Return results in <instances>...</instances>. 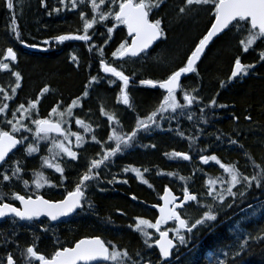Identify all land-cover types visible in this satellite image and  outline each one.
I'll use <instances>...</instances> for the list:
<instances>
[{
    "label": "trees",
    "instance_id": "obj_1",
    "mask_svg": "<svg viewBox=\"0 0 264 264\" xmlns=\"http://www.w3.org/2000/svg\"><path fill=\"white\" fill-rule=\"evenodd\" d=\"M70 2L65 0V4L69 5L66 8L60 0H44V4L41 0H12L13 9H9L7 1L0 0V60H3L8 47L13 48L17 60L9 62L10 68L22 77L10 110L20 104L28 105L29 101H36L41 96L37 106L40 112L38 118L44 119L49 110L58 105H69L86 90L90 92L85 102L88 112L96 114L101 107L108 110L109 103L114 109L123 110L124 105L117 100L121 84L100 69L103 58L133 79L129 88L131 107L125 109L126 115L132 116L126 118L127 123L123 122L134 129L137 120L155 111L165 95L160 89L138 84V81L150 79L160 82L183 67L213 21L208 8L192 9L196 17L190 20L187 16L189 12H179L185 0L163 1L159 8L151 11L150 19L162 21L165 39L147 57L143 55L135 60L120 61L113 59L111 54L120 43L130 41V38L125 27H118L108 40L107 28L112 27L110 20L90 29L92 39L88 42L56 43L55 38L59 35L83 34L81 11L86 18L92 16L90 0L78 4L76 9L70 8ZM54 8H58L59 12L53 11ZM13 20L20 33L19 39L12 31ZM246 36L245 30L232 27L213 41L195 72L181 84L179 97L183 99L187 92L197 98L196 102L174 116H165L159 128L137 134L139 140L134 141V147L116 158L113 163L116 170L110 172L112 175L107 178L101 176L105 184L91 188L90 201H85L84 207L75 215L56 224L46 218L24 222L14 216L0 221V264H6L9 254L16 264H28V246L50 257L57 248L72 247L81 238L93 236L101 237L120 251L127 250V264H219L221 260L224 264H232L233 261L235 264H264V189L256 188L253 182V187L246 190L244 197L227 196L224 203L213 200L207 195L209 186L206 181L217 177L225 180L227 174L214 162L205 165L199 161L201 155L215 154L226 164H236L249 177L258 171L254 164L264 167V61L259 58L260 52L264 51V39L244 52L240 41ZM47 40L52 43L44 51L26 48L43 46ZM105 40L108 42L105 43ZM100 49H103V55ZM237 57L244 65L254 67L248 70L247 75H241V79L229 80ZM128 61H132L131 64H127ZM123 64L126 66L123 67ZM94 76L97 81L90 83ZM14 81L15 77L10 72L0 70V87L12 86ZM45 87L47 92H43ZM98 93L109 99L98 103L95 99ZM1 99L0 93V105ZM213 99L215 105H211ZM101 121V129L107 131L102 116ZM232 140L237 143L232 144ZM28 143L20 145L9 156L8 163L0 166V173L7 171L11 175L14 162L19 161L23 169L21 180L29 182L33 173L42 170L40 160L45 154L36 152L28 155L24 151ZM174 151L187 153L191 159L185 161L173 157L171 153ZM82 161L70 166L65 164L63 178L58 174L45 173L47 181L54 187L42 191L21 188L23 183L15 182V177L4 182L0 176V202L18 206L13 193L61 200L67 192L74 190L84 174ZM137 167L144 171L147 169V183L138 180L135 175L123 176L121 173L125 168ZM185 187L197 194L198 202L180 212L194 220L202 215L204 205L212 204L217 220L194 229L192 233L182 230L186 243L181 245L176 239L173 261L168 263L160 258L154 245L148 247L144 236L134 230L136 218L152 222L156 216L152 206L161 203L165 188L183 197ZM238 189L245 191L240 185L235 192ZM229 204L232 206L229 207ZM245 240L248 244L244 252L236 256L239 245ZM32 264L38 262L33 260Z\"/></svg>",
    "mask_w": 264,
    "mask_h": 264
},
{
    "label": "snow or ice",
    "instance_id": "obj_2",
    "mask_svg": "<svg viewBox=\"0 0 264 264\" xmlns=\"http://www.w3.org/2000/svg\"><path fill=\"white\" fill-rule=\"evenodd\" d=\"M85 2L86 0H71L70 8L76 9L78 4H83ZM160 2L161 0H155V2L154 0H90L92 11L91 18H86L85 13L83 11L80 12V18L83 21V34L59 35L55 39L61 43L67 40L88 42L92 39L89 30L94 29V26L97 24L110 20L112 22V27L107 28L108 40L111 39L114 29L119 25L126 27L128 37L130 38V42L125 40L120 43L111 55L120 60L126 57H137L148 50L153 42L157 41L163 35V29L161 28L162 21L160 19H150V12L153 8H158ZM41 3L44 4V0H41ZM60 4L64 5L66 8L69 7L68 4H65V0H60ZM102 6H105L106 10H104ZM194 6H207L211 10L213 21L207 33L199 40V43L188 57L186 65L172 72L171 75L163 81L155 82L150 79L140 81L141 84L149 85L153 88L157 87L158 83L159 88L166 91L167 94L163 96L159 107L146 118L138 119L136 127L130 134L121 135L113 129L108 136V140L114 142L115 146L104 151L102 159H93L91 161L88 171L81 176L74 190L67 192V195L63 199L51 201L45 199L42 195H36L35 198H33L31 195L26 197L25 195L13 193V198L20 202L21 207H16L12 203L0 202V218L11 215L18 218L20 221H33L43 216L47 217L50 221H58L63 217H68L75 213L78 209H82L85 202L86 182L93 180L99 175L98 172H95L96 169H99L110 157H114L117 153L131 147L135 137L141 129L147 131L151 125L159 126L157 118L164 119L163 114L165 112L171 111L172 113H176L177 110L182 111L186 105L191 106L196 102L197 98L187 92L183 95V101L186 102V104L178 101L177 94L178 89L181 88V76L195 72L196 69L194 65L201 58L202 53L213 37L223 34L226 30H231L232 27L243 29L247 32L245 39L240 41L243 45L244 52L249 51V48L254 45L257 40L264 39V0H185L184 6L180 7L179 12L185 13L186 10ZM7 7L13 9L12 0H8ZM53 11L59 12V9L54 8ZM49 15H51V13H49ZM12 31L16 39H19L20 33L17 30L15 20H13ZM108 40H105V43H107ZM45 43L48 42L45 41ZM30 47L36 46L31 45ZM100 52L101 55H103V49H100ZM259 58L264 61V51L260 52ZM75 59L76 58L73 57L74 61ZM16 60L17 54L11 47L6 49L3 60H0V70L8 71L15 77V87L11 88L13 95L16 93L17 88L20 87V81L22 79L18 71H13L10 68L9 62H15ZM253 67L254 65L242 64L240 58L237 57L229 80L241 74L247 75L248 70ZM100 69L105 74H110L111 77L122 82L123 86L120 88V95L117 97V100L131 107L130 98L126 91L129 85V76L126 75L124 71L118 70L117 67L107 63L103 58L100 60ZM96 81L97 77L94 76L91 78L90 83ZM47 91L48 88L45 87L43 92ZM0 93H3L5 100H11L13 98V96H10L2 87H0ZM83 95L85 97L88 95L87 90ZM38 102L39 98H37L36 101H29L27 107H25L24 104H20L19 107L12 112L13 119H8L6 121V124L11 126L10 131L0 128V165L8 163V159L6 158L10 159L9 153H12L13 149H16L18 145H24L25 142L28 141L29 137L23 135V133L32 132L34 138L33 142L28 143L24 151L28 155H32L39 151L38 141L51 139L52 147L48 149L51 155L42 157L41 159L44 166L54 169L55 172L60 173L63 178L64 168L60 163L55 162L56 158L67 156L71 160H76L77 152L73 151L69 146L71 144L70 137H75L77 148L82 145L84 137L76 132H69L62 127V125L66 123V121L63 120L64 113H58L56 107L52 108L49 116L57 114L60 119L34 118L31 120V123L35 125V130L33 132V129L22 121L31 116L32 110L36 109ZM215 104L216 101L213 99L211 105ZM77 106L78 101L73 100L71 105L67 108L68 114H71L72 109ZM220 107H224V105H220ZM8 109V103H3L0 105V114H4ZM17 112H20L21 119H16ZM201 112H203V109H201ZM101 113L106 114L103 108H101ZM188 118L189 120L192 119L191 116ZM107 119L111 122L115 117L113 115H107ZM246 119H250V117H246ZM14 120L15 122H13ZM75 123L82 127L85 132H92L91 126L84 121L76 119ZM117 123L119 122L117 121ZM17 133L20 134L19 138L17 137ZM50 133H56L57 136L63 137V140H59L56 137L50 138ZM92 140L96 141V143H100V141L96 140L95 135L92 136ZM231 143L236 144L237 141L232 140ZM153 147H155V145H153ZM171 155L173 157L182 158L185 161L191 159L189 154L183 152L174 151ZM200 161L205 165L214 162L229 177L227 180L217 177L216 179H209L206 181L209 186L207 195L212 197L213 200L218 199L221 203H224L225 193L227 196L233 198L237 195L244 197L246 195V190L253 187V182L256 188L264 189V167H261L259 164H254V167L258 169V171L255 175L249 177L248 175H244L236 164H226L215 154L201 155ZM14 164L15 166L12 167L11 175L7 174V171L0 173L4 182L10 181L13 177L22 179L21 173L23 169L20 166V162L15 161ZM129 170L135 172L138 177L141 175L139 169H124L125 172ZM145 171H147V169H145ZM35 175L36 179L33 180V183L36 189H40L44 187L45 183H49L43 176V173L37 172ZM181 179L183 180L184 177H181ZM218 181L226 183L228 186L216 193L215 185ZM111 182L112 181H109V183ZM124 182L127 183V181ZM144 182L147 183V181ZM23 183L27 186L29 182L28 180H23ZM238 185L242 186L245 191H240L238 189L237 192H234L233 189ZM50 186L54 187V185ZM149 186L151 187V185ZM132 198L136 199L135 197ZM161 198L164 204L159 207V218L153 223L148 219L138 217L136 218L134 230L145 237L144 243L148 247L151 248L154 245L158 248L160 258L167 260V258L171 256L172 250L176 247L174 240L169 236L170 231L175 232L179 243L183 245L186 243V235L181 233V229L184 230V233H192L194 229H198L200 226L208 225L210 222L216 221L217 214L214 212L212 204H206L204 205L205 210L202 212V215L194 220L183 215L179 209L184 208L190 202H198L197 194L191 193L187 187L183 189V199L179 203H177L178 198L172 194L168 188H165L164 195ZM228 206L231 207L232 205L229 204ZM153 207L156 206L154 205ZM249 207H251V205H249ZM169 221H173L175 227L169 230H161V225L167 224ZM148 229H154L159 234V238L155 239L153 243H149L152 237L149 231H147ZM246 244H248L247 240L239 245V251L236 252V256H240L241 253L244 252ZM128 255L127 250L120 251L115 245H112L110 242H105L99 236L80 239L72 247L57 248L50 257L38 253L33 246H28L26 249L28 264H32L33 260L38 262V264H93V262L127 264ZM6 264H16L11 254L7 256ZM219 264H224V261H219ZM232 264H235V261H233Z\"/></svg>",
    "mask_w": 264,
    "mask_h": 264
},
{
    "label": "rangeland",
    "instance_id": "obj_3",
    "mask_svg": "<svg viewBox=\"0 0 264 264\" xmlns=\"http://www.w3.org/2000/svg\"><path fill=\"white\" fill-rule=\"evenodd\" d=\"M6 1L8 3V0H6ZM163 1H166V0H161L160 5L163 3ZM154 2H155V0H154ZM182 6H184V4ZM102 8L104 10H106V7L105 6H102ZM197 8H202L203 9V8H208V7L207 6H194V7L190 8V9L186 10V12L183 13V14H186L187 12H189L190 15H187V16L190 18V20L195 19L196 15L194 14V12H193L192 9L196 10ZM156 9L157 8H153L152 11L153 10H156ZM150 14H151V12H150ZM91 15H92V13H91ZM118 27H124V26L123 25H119L116 28H118ZM163 39H165V33L164 32H163ZM47 42L48 43H45V41H44L42 47H44V48H50L52 41L51 40H47ZM252 46H254V45H252ZM147 56H148V54L146 55V57ZM113 59H116V58L113 57ZM117 60H119V59H117ZM131 62L132 61H128L127 64H131ZM122 66L124 67V66H126V64H123ZM119 82H120L121 87H122L123 86L122 85V82L121 81H119ZM132 84H133V79L130 78L129 79L128 88L126 89V91L128 92V95L130 93L129 88L132 86ZM6 86H8V83L6 84ZM12 87H15V81L13 82V85L12 86L9 85L8 87H5L4 88V90L6 92H8V94L10 96H13V98L11 100H5L4 99V96H3V93H1L2 94V99H1L2 100V104L3 103H8L9 107L11 105V101L15 98L14 97L15 94L13 95L12 92H11V88ZM188 94H190V93H188ZM38 98H39V101H41L42 97L39 96ZM84 98H85V96L82 95V97L80 96V98L77 99L78 106L72 109L71 114H68V112H67V108H68L69 105H71V103L69 105H66V106H60V105L56 106L58 113H60V112H63L64 113L63 120L66 121V123H64L62 125L63 128L66 129V130H68L69 132H76V133L80 134L82 137H84V141H83L82 145L79 148L76 147V139H75V137L74 136H71L70 137L71 144L69 146L72 148L73 151H76L77 152V159L76 160H71L67 156L57 157L56 158V161L55 162L60 163L61 166L64 168V170L66 169L65 167L68 164H69L68 166H70L72 164L74 165V164H77L79 161L81 162L82 160H83L82 161V164H85V162H90L91 163V161L93 159H97V160L102 159V156H103L104 151H106L107 149L115 146L114 145V142L108 140V136L113 131V129H115L121 135L130 134L132 132V130H133L132 127L130 128L129 126L128 127L125 126L126 123H124L123 120L124 121H127L126 118H120L118 116V114L114 113V108H113V105L112 104L110 105V103H109L107 105V107L109 109L108 110H105V113L106 114H102L101 113V108H102L101 107L100 110L98 111L99 113L95 116V113L88 112L89 110H86L84 108V101H83ZM95 99H96V101L98 103H100V102L104 101L105 99H109V98L108 97L106 98L103 94L98 93L96 95V98ZM177 99H178V97H177ZM178 101L181 102V103H185L186 104V102H184L183 99H178ZM119 103L122 106L124 105L122 102H119ZM37 106H38V104H37ZM125 106H127V105H124V107H123L124 112H125V109H127ZM18 107L19 106H16L13 110H10V108H11L10 107L8 110H6V112L4 114H0V128H2V129L3 128H7L8 131H10L11 126L10 125H7L6 124V121L8 119H13L12 112H14ZM25 107H27V105H25ZM186 108H187V105H186V107L183 110H185ZM77 110L80 113L77 112ZM178 112H181V110H177L176 113H178ZM49 113H51V110H49L47 112V119H52V120L60 119V117L57 114H52L51 116H49ZM176 113H172L171 111H168V112H165L163 115H164V118H165V116L166 117H168V116H174ZM125 114H126V112H125ZM98 115H99L100 120H97L96 119V117ZM107 115H113L115 117V119L113 121L109 122L108 119H107ZM38 116H40V112L37 110V107H36V109L32 110L31 116L29 118H27V119H24L22 122L25 123V124H27L29 127H31L33 129V132H34L35 125L31 123V120L34 119V118H38ZM101 116L104 117V123L107 125V131H104L105 134L100 133L101 132V126H100L101 123L100 122H103V121H101ZM16 119H21L20 112H17L16 113ZM76 119H80V120L84 121L86 124H89L91 126V128H92V132H85L82 127L78 126L75 123ZM117 121L119 123H117ZM120 121H121L122 124H120ZM13 122H15V120ZM161 122H163V119H159V117H158L157 118V123H158L159 126H160ZM159 126H157V125H151L150 128H155L156 129V128H159ZM150 128L148 130H150ZM142 131H143V129H141L138 132V134L140 132H142ZM18 134L19 133H17V135ZM23 135H26V136L29 137L28 141H26V142H29V143H30V141L33 142V139L34 138H33L32 132H24ZM93 135H95L96 140L100 141V143H96V141L92 140V136ZM100 136H101L102 139H100ZM49 137L50 138L51 137H56L59 140H63V137H60V136H55V135H50L49 134ZM136 139H139L138 135L135 137L134 141ZM134 141H133L131 147H129L127 149H124L120 153H117V155L114 156V157H110L107 161L104 162V164L101 165V167L99 169H96L95 170V172H98L99 175L97 177H95L93 180L86 182V185H87L86 186V189H85V201L86 202H87V200L90 199V196H91V194H90L91 191L90 190H91V188H95V187L101 186V185H103V183L105 184V181L101 178V176H107V174L109 172H107L106 170L110 167V164L111 163H114L115 160H116V158L118 156H120L122 153H125L126 151L132 149L134 147ZM37 143H38V146H39V151L38 152H43L45 154V156H50L51 155L49 153V151H48V149L52 147L51 139L40 140ZM91 150H93L92 153H90ZM40 162L42 163V166L43 167H42V170L41 171H37V172L43 173V176L45 178H46V174L45 173H50L51 175L58 174V176L60 175V173L55 172L54 169H50V168H47L46 166H44L43 165V162H42V159L40 160ZM65 164H66V166H64ZM89 166H90V164L87 165L88 168H89ZM136 169H139L140 170L141 175L139 177L136 175L135 172H132L131 170H129L127 172L122 171L121 173L123 174V176H125L126 174L135 175L138 178V180L144 182L147 171L142 170L140 167H137ZM100 170H102L103 173H101ZM87 171H88V169L85 170L84 173L87 172ZM37 172H35V173H33L31 175L30 181H29V183H28L27 186L24 185V183L22 182L21 179L14 178L15 179L14 181L15 182L21 181L23 183V184H21V188L22 187H25L24 189H35V190H38V191H42L43 189L47 190L49 188H53V186H50V185H53V184L45 183L44 187H42L40 189H36L35 188V185L33 183V180L36 179V175L35 174ZM21 177H22V173H21ZM227 179H229L228 176H226V179L225 180H227ZM227 186L228 185L226 183H221V182L218 181L216 183V185H215V191H216V193L220 192L221 190H223ZM238 186L233 189L234 192L238 188ZM225 197H227V194L226 193H225ZM147 231H149V233L151 234V237H152L151 240H149V243H153V241L155 239H158V235L156 234V231L154 229H148ZM171 232L173 233L174 236H176V234H175L174 231H171Z\"/></svg>",
    "mask_w": 264,
    "mask_h": 264
},
{
    "label": "water",
    "instance_id": "obj_4",
    "mask_svg": "<svg viewBox=\"0 0 264 264\" xmlns=\"http://www.w3.org/2000/svg\"><path fill=\"white\" fill-rule=\"evenodd\" d=\"M125 29H126V27H125ZM126 32H127V29H126ZM128 35V34H127ZM221 34H219L218 36H216V37H213V39L209 42V44H208V46L205 48V50H204V52L202 53V55H201V58L196 62V64L194 65V67H195V69L197 68V66H198V64H199V62H200V60L202 59V57L204 56V54L206 53V51H207V49L210 47V45L213 43V41L214 40H216L219 36H220ZM162 38H163V35L157 40V41H155V42H153V44L149 47V49L148 50H146L144 53H141L139 56H141V55H144V54H147V53H149L152 49H154L156 46H157V44L162 40ZM75 41H78V40H67V42H75ZM28 49H30V50H33V51H44V49L43 48H41V47H27ZM17 54V53H16ZM139 56H137V57H139ZM137 57H126V58H124V59H122V60H120V61H123V60H126V59H128V58H137ZM242 63V62H241ZM243 64V63H242ZM234 69V68H233ZM194 72H191V73H187V74H184V75H182L181 76V80H180V83L182 84V81H183V79L184 78H186L187 76H190L191 74H193ZM240 76V75H239ZM146 86H149V85H146ZM156 88H159V86H158V83H157V87ZM161 89V88H160ZM161 90H163L165 93H166V91L164 90V89H161ZM50 134H52V135H56L57 136V134L56 133H50ZM20 147V145H18L17 146V148L16 149H13V152L14 151H16L18 148ZM12 152V153H13ZM12 153H9V156L12 154ZM6 159H8V158H6ZM202 163V162H201ZM1 166V165H0ZM169 189V188H168ZM170 191H171V193L172 194H174L178 199H177V203H179L180 201H182V199H183V197H179V196H177L171 189H169ZM163 195H164V193H163ZM162 195V196H163ZM34 198V197H33ZM46 199V198H45ZM59 201V200H58ZM192 203H194V202H190V203H188L186 206H188V205H190V204H192ZM163 204H164V201L162 200V203H161V205H157L156 207H154L155 208V210L157 211V213H158V218H159V216H160V212H159V207L160 206H163ZM14 206H16V205H14ZM16 207H21V205H20V202L18 201V206H16ZM183 209V208H182ZM182 209H179V211L180 210H182ZM79 210V209H78ZM77 210V211H78ZM76 211V212H77ZM75 212V213H76ZM75 213H73V214H71V215H69L68 217H63V218H61L60 220H58V221H50L47 217H40V218H46V219H48L51 223H53V224H56V223H59V222H61V221H63V220H65V219H67V218H69V217H71V216H73ZM8 217H11V215H9V216H6V217H4V218H0V221H2V220H4L5 218H8ZM18 219V218H17ZM24 222H27V221H24ZM171 221H169L167 224H169ZM166 224V225H167ZM162 226V225H161ZM169 236H170V234H169ZM93 237H97V236H93ZM85 238H92V237H85ZM101 238V237H100ZM171 238V237H170ZM83 239V238H82ZM102 239V238H101ZM103 240V239H102ZM174 243H175V241H174ZM176 244V243H175ZM74 246V245H73ZM175 249V248H174ZM174 249L172 250V254H173V251H174ZM157 250H158V248H157ZM159 251V250H158ZM172 254H171V256L170 257H168L167 258V260H165L166 262H168V263H171L172 261H173V259H172ZM93 264H105V262H93Z\"/></svg>",
    "mask_w": 264,
    "mask_h": 264
},
{
    "label": "flooded vegetation",
    "instance_id": "obj_5",
    "mask_svg": "<svg viewBox=\"0 0 264 264\" xmlns=\"http://www.w3.org/2000/svg\"><path fill=\"white\" fill-rule=\"evenodd\" d=\"M130 42V41H129ZM57 44H61L60 42L58 43V42H56ZM41 48H43V47H41ZM127 60V59H126ZM128 60H135V59H130V58H128ZM108 75H110V74H108ZM241 76V75H240ZM240 76H239V78L238 77H236V80L237 79H241L240 78ZM141 81V80H140ZM140 81H138V83L140 84ZM234 82H232V84H233ZM180 90H181V88H180ZM180 90L178 91V94H177V97H178V99H181L180 97H179V92H180ZM90 94V92H88V95L83 99V101H84V108L86 109V105H85V102L88 100V98H89V95ZM82 97V96H81ZM80 98V97H79ZM130 98V97H129ZM126 108L128 107V105L127 106H125ZM117 108V107H116ZM99 111V110H98ZM114 112L116 113V114H118V116L120 117V118H128L129 119V117H131L132 116V114H128V115H126L125 114V112L123 111V110H120V109H114ZM129 112V111H128ZM99 113V112H98ZM98 113H96L95 114V116L98 114ZM130 113H131V111H130ZM96 119L97 120H100V118H99V115L96 117ZM127 120V119H126ZM101 123V122H100ZM126 123H127V121H126ZM100 126H101V124H100ZM102 128V127H101ZM106 130H107V128H106ZM101 131H102V133L103 134H105L103 131V129H101ZM137 140H139V139H137ZM140 142V141H139ZM93 152V150H91V152L90 153H92ZM127 152V151H126ZM116 161V160H115ZM199 161H200V159H199ZM115 163V162H114ZM88 164H90V162H85V164L83 165V169H84V171L85 170H87L88 169V167H87V165ZM113 163H111L110 164V167L106 170L107 172H109L108 174H107V176H104L105 178H107L108 176H111L112 174L110 173V172H112L113 170H116L115 168H116V166H115V168H114V164L112 165ZM142 169V168H141ZM101 171V173H103V171L102 170H100ZM99 171V172H100ZM127 175H131V174H126V176ZM107 184V183H106ZM112 186V185H111ZM110 186V187H111ZM162 203V202H161ZM161 203L160 204H157V205H161ZM157 205H155V206H157ZM154 206V205H153ZM152 206V207H153ZM154 208V207H153ZM155 209V208H154ZM156 211V210H155ZM158 219V213H157V211H156V216H155V219L153 220V222H155L156 220ZM174 228L175 227V224H174V222L173 221H171L169 224H162V226H161V230H168V229H171V228ZM183 229H181V231H182ZM156 234L158 235V238H159V234L156 232ZM169 234H170V237L172 238V239H178V238H176V236H174L173 235V233L170 231L169 232ZM85 238V237H84ZM82 239V238H81Z\"/></svg>",
    "mask_w": 264,
    "mask_h": 264
},
{
    "label": "bare ground",
    "instance_id": "obj_6",
    "mask_svg": "<svg viewBox=\"0 0 264 264\" xmlns=\"http://www.w3.org/2000/svg\"><path fill=\"white\" fill-rule=\"evenodd\" d=\"M188 57H189V56H188ZM187 59H188V58H187ZM186 63H187V61H186ZM186 63H185V65H186ZM185 65H184V66H185ZM184 66H183V67H184ZM191 75H192V74H191ZM187 77H188V76H187ZM238 77H239V76H238ZM166 79H167V78H166ZM184 79H185V78H184ZM184 79H183V81H184ZM164 80H165V79H164ZM162 81H163V80H162ZM183 81H182V82H183ZM155 82H156V81H155ZM138 84H139V83H138ZM140 84H141V83H140ZM142 85H143V84H142ZM158 89H160V88H158ZM160 90H161V89H160ZM179 90H180V89H178V91H179ZM161 91H163V90H161ZM163 92H164V91H163ZM164 94L166 95L167 93L164 92Z\"/></svg>",
    "mask_w": 264,
    "mask_h": 264
}]
</instances>
